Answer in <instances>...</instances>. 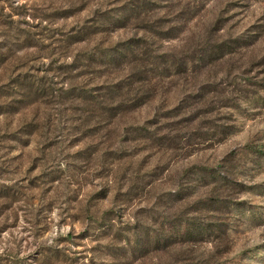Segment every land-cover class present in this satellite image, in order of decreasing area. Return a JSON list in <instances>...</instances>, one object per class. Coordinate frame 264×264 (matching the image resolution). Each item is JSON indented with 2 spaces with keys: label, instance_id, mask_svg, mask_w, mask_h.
<instances>
[{
  "label": "rangeland",
  "instance_id": "rangeland-1",
  "mask_svg": "<svg viewBox=\"0 0 264 264\" xmlns=\"http://www.w3.org/2000/svg\"><path fill=\"white\" fill-rule=\"evenodd\" d=\"M128 44L148 70L187 72L120 92L152 99L110 127L28 87L108 102L133 66L96 62ZM1 113L0 264H264V0H0ZM193 224L211 231L187 241ZM145 234L156 250L134 248Z\"/></svg>",
  "mask_w": 264,
  "mask_h": 264
},
{
  "label": "trees",
  "instance_id": "trees-1",
  "mask_svg": "<svg viewBox=\"0 0 264 264\" xmlns=\"http://www.w3.org/2000/svg\"><path fill=\"white\" fill-rule=\"evenodd\" d=\"M103 17V16H101ZM104 21H108V24L102 23V26L100 28H97L96 30L90 32L89 35L95 36V35H100L103 32H105L107 29H110L108 31L114 32L116 30L124 29L125 24L122 23L121 18H115V19H107ZM96 28V27H95ZM86 32L82 35H85ZM86 39L81 38L75 41V43H80L84 42ZM140 45H132L128 44L123 47V49L126 50V52L123 50H115L114 54L108 53L99 59L100 62H96L99 65H119L124 64L126 60L129 61V64L133 66L132 70L133 71L131 74L129 73L128 75L124 76L123 78H119L116 84H113L111 86H108L107 89L111 90L112 95L110 92H108L111 97L109 101H99V98H102L99 95L95 88V90H85L83 88H78V87H70L62 90H53L49 83H45L42 81V79H34L32 82L29 83V88H32V91L34 92V96L37 98H45L46 100L51 97H59L62 94H67V98L73 100L74 102L78 103H86L88 106V109H90L91 113H96L97 109L99 111L105 113L108 115V119L105 121H100L96 119V124L92 127H97L101 124L105 125L107 124L108 127L112 126L113 122L116 120L121 115V107L125 105V101H127L128 108H132V110L137 109L141 107L142 105H145L148 101L151 99L146 98H137L134 97L132 99L125 100L122 95H120V92L126 90L127 93H133L136 94V92L143 88V87H152V91L155 93V91H159L162 87V79L168 80L170 77L178 75V74H185L187 70H182L181 72L177 71L175 74L172 72L169 74L165 68L161 69L160 72H156V67L155 68H150L149 70L147 69L148 62L150 60H143V58L139 59V54L136 52L135 49H139ZM138 51V50H137ZM88 59H93V57H89ZM150 59V58H149ZM153 60V59H151ZM130 66V67H132ZM164 74H162V72ZM135 72V73H134ZM147 73H152L153 77L148 78ZM156 80H158L156 82ZM152 85V86H151ZM105 86V85H104ZM101 86V87H104ZM102 89V88H101ZM62 93V94H61ZM156 95V94H155ZM104 103L108 104V108H102V105H105ZM125 107V106H124ZM105 110V111H104ZM174 113V112H173ZM172 112H167L165 114L159 115L158 117L155 115L154 120H151L150 122H146V127L147 128H138V130H142V133H139V136L142 137L143 140L147 141H153L154 135L153 131L154 128H157L159 123H161L162 120L168 119L173 115ZM4 113H1L2 115ZM94 118V116H93ZM98 118V117H97ZM95 119V118H94ZM32 127V126H31ZM148 129H153V130H148ZM38 130V129H37ZM37 130H30L28 131L29 133L26 135H33L37 133ZM139 137V139H140ZM260 194L264 195V193L259 192ZM261 195V196H262ZM243 209V208H242ZM241 209H238L240 211ZM246 211L247 209H243ZM251 211V210H249ZM252 212V211H251ZM253 216L255 214H252ZM101 222V221H99ZM188 225V224H187ZM211 228V227H210ZM208 228L207 226H204V224H193L191 227L186 228V230H183L180 232V235H185V237L188 239L187 241H191L192 236L196 237H201L202 235L205 234V231L210 232L211 229ZM145 240L144 243H140L139 240L142 238V236L137 237L136 241L134 242V248H143L146 251L147 249H150L149 247H152V251L157 249V246L159 245V242L157 239L153 238L152 236H149L148 234H145ZM190 239V240H189ZM142 249V250H143Z\"/></svg>",
  "mask_w": 264,
  "mask_h": 264
}]
</instances>
